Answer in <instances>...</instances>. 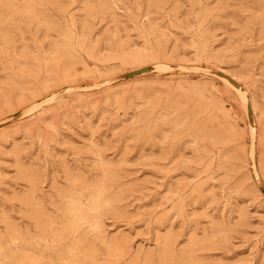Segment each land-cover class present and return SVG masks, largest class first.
<instances>
[{
  "label": "rangeland",
  "instance_id": "374dc122",
  "mask_svg": "<svg viewBox=\"0 0 264 264\" xmlns=\"http://www.w3.org/2000/svg\"><path fill=\"white\" fill-rule=\"evenodd\" d=\"M0 264H264V0H0Z\"/></svg>",
  "mask_w": 264,
  "mask_h": 264
}]
</instances>
